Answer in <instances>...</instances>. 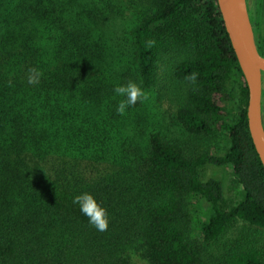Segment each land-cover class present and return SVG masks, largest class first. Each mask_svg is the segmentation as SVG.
Wrapping results in <instances>:
<instances>
[{
  "label": "trees",
  "instance_id": "16d2710c",
  "mask_svg": "<svg viewBox=\"0 0 264 264\" xmlns=\"http://www.w3.org/2000/svg\"><path fill=\"white\" fill-rule=\"evenodd\" d=\"M150 90L181 138L145 134ZM247 93L216 0H0V264H264L254 238L223 241L264 231Z\"/></svg>",
  "mask_w": 264,
  "mask_h": 264
},
{
  "label": "rangeland",
  "instance_id": "374dc122",
  "mask_svg": "<svg viewBox=\"0 0 264 264\" xmlns=\"http://www.w3.org/2000/svg\"><path fill=\"white\" fill-rule=\"evenodd\" d=\"M249 2L251 7L248 10L251 22L256 21L263 28L264 0H249ZM137 19L138 18H136V16L134 17L130 11L123 9L122 15L119 16V19L116 21L114 36L121 40L123 46H127L129 44L127 32ZM262 91L264 92V74L262 76ZM262 100L264 101V96ZM168 111H172L169 103L164 101H161L160 103L157 102V93L155 90L141 92V109L139 114L145 119L143 125H147L145 128V134L150 131H158L169 139L181 138L182 135L179 127L168 119ZM262 123L264 127V113L262 114ZM216 144L217 146L211 148V153L222 154L226 151V144L223 141H216ZM210 176L221 179L224 191L223 207H230L240 199L241 191L233 181L230 168L204 167L201 169V179H205ZM243 235H248L254 238L259 247L263 249L264 253V231L256 227H248L240 220L233 223L228 228L227 232L224 234L223 241L234 240ZM197 236L200 237V234L197 233Z\"/></svg>",
  "mask_w": 264,
  "mask_h": 264
},
{
  "label": "water",
  "instance_id": "95a60500",
  "mask_svg": "<svg viewBox=\"0 0 264 264\" xmlns=\"http://www.w3.org/2000/svg\"><path fill=\"white\" fill-rule=\"evenodd\" d=\"M225 31L237 51L240 68L247 86L246 117L251 141L264 168V127L261 98L264 57L254 41L246 0H216Z\"/></svg>",
  "mask_w": 264,
  "mask_h": 264
},
{
  "label": "flooded vegetation",
  "instance_id": "af4514ba",
  "mask_svg": "<svg viewBox=\"0 0 264 264\" xmlns=\"http://www.w3.org/2000/svg\"><path fill=\"white\" fill-rule=\"evenodd\" d=\"M246 3H247V10H248L251 7V5H250L249 0H246ZM248 14H249V10H248ZM249 19H250V16H249ZM250 22H251V19H250Z\"/></svg>",
  "mask_w": 264,
  "mask_h": 264
}]
</instances>
